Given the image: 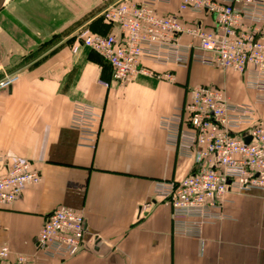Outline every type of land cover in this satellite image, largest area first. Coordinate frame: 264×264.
Listing matches in <instances>:
<instances>
[{
	"label": "crops",
	"instance_id": "1",
	"mask_svg": "<svg viewBox=\"0 0 264 264\" xmlns=\"http://www.w3.org/2000/svg\"><path fill=\"white\" fill-rule=\"evenodd\" d=\"M118 1L6 0L0 10V79L18 75L0 91V176L17 159L31 160L42 175L15 203L0 205V248L9 246L11 260L40 257L38 234L64 205L83 214L85 247L47 264H264V189L231 191L226 218L206 224L200 237L176 234L172 207L157 196L159 183L193 169L161 124L183 107L189 88L214 85L243 103H255L256 92L239 73L197 62L153 66L171 71L174 82L145 74L116 82L102 55L72 47L84 28L120 35L102 16ZM181 1L158 4V13L178 12ZM183 17L213 24L206 13ZM180 41L192 39L184 34ZM77 102L96 115L92 146L74 125Z\"/></svg>",
	"mask_w": 264,
	"mask_h": 264
},
{
	"label": "built area",
	"instance_id": "2",
	"mask_svg": "<svg viewBox=\"0 0 264 264\" xmlns=\"http://www.w3.org/2000/svg\"><path fill=\"white\" fill-rule=\"evenodd\" d=\"M167 0H121L106 7L103 18L119 27L120 35L82 29L73 45L102 55L112 67L113 79L125 84L138 74L174 82L171 71L153 66H188L197 62L242 75L256 93L255 103L234 102L214 85L192 86L178 113L162 118L168 139L193 159L190 174L159 183L157 196L172 207L176 234L200 237L206 224L226 218L224 206L233 191L264 189V0H182L176 13H158ZM208 14L210 27L188 23L183 13ZM192 42L183 44L181 35ZM17 74L0 79V91L10 88ZM257 104L263 106L258 110ZM90 105L77 102L73 122L82 140L93 145L98 135ZM245 134L251 137L249 143ZM42 180L34 163L15 160L0 176V205L19 200L29 185ZM85 218L74 208L59 206L45 219L38 237V258L10 259L7 244L0 248V264H47L67 260L85 247Z\"/></svg>",
	"mask_w": 264,
	"mask_h": 264
},
{
	"label": "water",
	"instance_id": "3",
	"mask_svg": "<svg viewBox=\"0 0 264 264\" xmlns=\"http://www.w3.org/2000/svg\"><path fill=\"white\" fill-rule=\"evenodd\" d=\"M6 0H0V10L3 8ZM245 140L247 143L250 142L251 137L248 134H245Z\"/></svg>",
	"mask_w": 264,
	"mask_h": 264
}]
</instances>
